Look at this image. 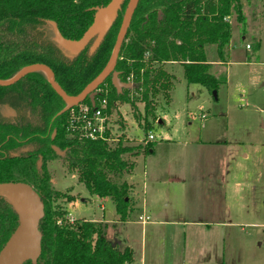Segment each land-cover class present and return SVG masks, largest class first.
I'll return each instance as SVG.
<instances>
[{
	"label": "trees",
	"instance_id": "1",
	"mask_svg": "<svg viewBox=\"0 0 264 264\" xmlns=\"http://www.w3.org/2000/svg\"><path fill=\"white\" fill-rule=\"evenodd\" d=\"M111 0H0V79L7 80L32 63L47 65L58 86L76 96L105 67L128 0H121L114 18L95 44L91 39L82 49L72 51L59 40H79L93 22L98 9ZM234 9L237 20L243 15L239 0H138L114 70L130 87L117 92L110 75L97 87L94 105L85 97L79 104L67 103L53 90L48 76L34 70L16 82L0 86V109L8 106L13 118L0 114V249L17 225L18 217L6 184L31 188L42 204L37 228L41 251L34 261L23 264H124L133 259L130 247L112 245L106 238L107 223L90 219L67 220L68 211L56 203L71 197L52 187L47 162L62 158L89 194L108 197L119 221H127L134 210L133 185L115 177L132 173L134 161L124 154L134 149L122 143L110 145L105 139L78 137L70 131L71 110L81 106L97 108L108 116L117 102L130 104L135 119H141L134 100L143 102V130L150 128L147 115L153 114L157 95L170 101L174 76L162 64L178 62L187 83L216 90L221 81L209 71L205 47L215 45L220 62H226L231 37L227 20ZM258 46V45H257ZM137 94L134 100L130 91ZM118 122V121H117ZM122 126V124H120ZM105 135L109 137V131ZM30 145L25 153L10 151ZM56 147L61 154H58ZM148 141L144 152L152 149Z\"/></svg>",
	"mask_w": 264,
	"mask_h": 264
},
{
	"label": "rangeland",
	"instance_id": "2",
	"mask_svg": "<svg viewBox=\"0 0 264 264\" xmlns=\"http://www.w3.org/2000/svg\"><path fill=\"white\" fill-rule=\"evenodd\" d=\"M239 2L243 22L234 9L227 17L231 27L227 61L220 62L215 45L205 47L209 71L221 80L215 96L200 84L187 83L180 63L165 62L162 67L174 76L170 101L165 104L157 95L153 114L147 115V132L143 102L134 100L137 94L132 90L129 95L141 119L134 118L126 102L115 103L108 116L109 144L121 139L134 148L124 154L135 163L133 174L123 172L115 180L130 183L132 175L140 195L143 170L152 173L162 161L164 179L186 175L190 181H209L211 187L213 182L220 187L224 180L227 213L231 209L224 219L231 223L215 231L201 229V244L187 237L186 264H264V0ZM149 132L154 135L153 155L143 151ZM47 169L52 187L71 197L70 201L59 197L56 203L73 219L106 220L108 233L121 236L133 227L139 229L134 223L139 211L132 212L129 223L117 220L111 200L89 194L62 158L48 161Z\"/></svg>",
	"mask_w": 264,
	"mask_h": 264
},
{
	"label": "crops",
	"instance_id": "3",
	"mask_svg": "<svg viewBox=\"0 0 264 264\" xmlns=\"http://www.w3.org/2000/svg\"><path fill=\"white\" fill-rule=\"evenodd\" d=\"M150 153L154 154V148ZM160 163L158 169L152 173L143 170L144 190L141 195L138 181L130 176L135 200L133 211H139L134 223L139 229L133 227L130 233L123 236L113 231L108 233L109 227L106 230L108 240L111 241L112 238L121 248H131L133 259L124 264H186L187 237L194 244H201L202 238L198 234L201 229L215 231V227L231 223L224 219V215L229 213L224 180L220 187L215 182L211 187L209 181H190L186 175L164 179L161 172L164 163ZM202 183H205L203 188ZM171 184L173 185L170 186ZM68 213L71 215L69 211ZM116 219L118 220V216ZM123 222L129 223L130 220Z\"/></svg>",
	"mask_w": 264,
	"mask_h": 264
},
{
	"label": "water",
	"instance_id": "4",
	"mask_svg": "<svg viewBox=\"0 0 264 264\" xmlns=\"http://www.w3.org/2000/svg\"><path fill=\"white\" fill-rule=\"evenodd\" d=\"M121 0H111L106 6L97 10L93 22L84 35L76 41H70L58 37V40L72 51L82 49L97 34L95 44L101 39L102 35L110 26L116 10ZM138 0H128L122 20L116 35L115 43L109 61L101 72L90 81L86 87L76 96L67 94L62 90L54 79L52 70L45 64L32 63L22 67L14 76L7 80L0 79V86L10 85L26 74L34 70H42L48 76L49 83L53 90L62 98L67 106L79 104L85 97H88L90 103L94 105V96L98 85L110 75L111 83L120 92L122 88L130 87L129 82H123L119 79L118 71L114 70L118 52L122 42L125 39L128 26L130 24L133 12L136 8ZM215 96V90L212 91ZM54 150L61 154L56 147ZM19 186L23 191H19L16 199H10L11 205L17 214L18 222L10 236L0 249V264H23L27 260H36L40 254V232L37 223L42 216V204L37 195L30 187L23 184H6L5 187ZM116 243H112L114 246Z\"/></svg>",
	"mask_w": 264,
	"mask_h": 264
},
{
	"label": "built area",
	"instance_id": "5",
	"mask_svg": "<svg viewBox=\"0 0 264 264\" xmlns=\"http://www.w3.org/2000/svg\"><path fill=\"white\" fill-rule=\"evenodd\" d=\"M246 47L248 48L249 45L247 44ZM105 106L106 100L102 99L97 108H90L89 106L84 105L76 112L71 110L69 128L72 134L88 139L99 138L108 140L109 137H107L105 133L110 130L109 117L106 113L102 112V109L105 108ZM153 139L154 135L151 132L143 138L144 143L152 141ZM67 220L69 222L74 220L69 213Z\"/></svg>",
	"mask_w": 264,
	"mask_h": 264
},
{
	"label": "flooded vegetation",
	"instance_id": "6",
	"mask_svg": "<svg viewBox=\"0 0 264 264\" xmlns=\"http://www.w3.org/2000/svg\"><path fill=\"white\" fill-rule=\"evenodd\" d=\"M0 114L4 117H7V118H13L15 115V111L10 107L5 106V107L0 109ZM30 149H31L30 145H22L16 149H14L13 151H10V153L12 155H18L20 153H25V152L29 151Z\"/></svg>",
	"mask_w": 264,
	"mask_h": 264
},
{
	"label": "bare ground",
	"instance_id": "7",
	"mask_svg": "<svg viewBox=\"0 0 264 264\" xmlns=\"http://www.w3.org/2000/svg\"><path fill=\"white\" fill-rule=\"evenodd\" d=\"M9 188H10V190L12 192V196L10 198L12 200L13 199H16L19 191H23V189L21 187H19V186H13V185H11V186H9Z\"/></svg>",
	"mask_w": 264,
	"mask_h": 264
}]
</instances>
